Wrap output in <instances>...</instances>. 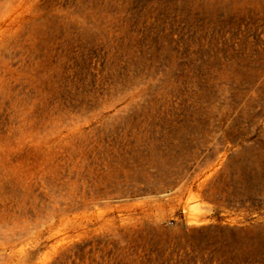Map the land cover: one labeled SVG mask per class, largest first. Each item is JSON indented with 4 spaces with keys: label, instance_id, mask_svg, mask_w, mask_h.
<instances>
[{
    "label": "rangeland",
    "instance_id": "1",
    "mask_svg": "<svg viewBox=\"0 0 264 264\" xmlns=\"http://www.w3.org/2000/svg\"><path fill=\"white\" fill-rule=\"evenodd\" d=\"M0 264H264V0H0Z\"/></svg>",
    "mask_w": 264,
    "mask_h": 264
},
{
    "label": "bare ground",
    "instance_id": "2",
    "mask_svg": "<svg viewBox=\"0 0 264 264\" xmlns=\"http://www.w3.org/2000/svg\"><path fill=\"white\" fill-rule=\"evenodd\" d=\"M257 188V187H256Z\"/></svg>",
    "mask_w": 264,
    "mask_h": 264
}]
</instances>
